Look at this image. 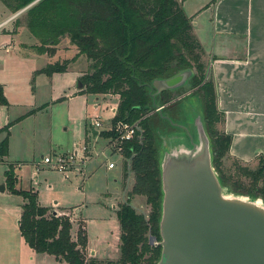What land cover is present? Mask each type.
<instances>
[{"label":"trees","instance_id":"16d2710c","mask_svg":"<svg viewBox=\"0 0 264 264\" xmlns=\"http://www.w3.org/2000/svg\"><path fill=\"white\" fill-rule=\"evenodd\" d=\"M1 1L18 13L37 0ZM26 17L30 33L40 42L37 48L40 55H54L61 40L69 38L78 50L77 58L85 57L89 61V71L80 80L84 88L78 95L118 100L112 122L114 129L102 132V138L116 137L119 123L132 125L141 121L142 138L124 145L125 178L132 173L135 183L127 202L116 213L120 225V259L105 264H158L161 260L162 147L159 126L149 124L154 113L149 114L158 112L157 105L171 97L168 91L157 95L153 83L171 78L193 63L198 72L193 84L200 86L213 164L222 185L233 195L264 200V157H259L258 165L252 168L230 155L233 138L221 129L225 114L218 110L214 80L205 82L203 47L194 35L192 20L177 0H40L26 11ZM68 66L69 62H57L36 74L52 78L67 73ZM0 104H7L2 88ZM12 125L0 131L7 133L0 144V157L8 155ZM225 161H233L236 175L225 169ZM5 178L7 189L26 200L19 230L32 251L67 264H97L95 258L86 257L88 236L83 226L74 240L69 216H58L42 207L37 193L17 190L13 166L5 172ZM242 179L250 183L246 185ZM136 196L146 198L151 207L149 216L138 214L131 205ZM152 238L159 245L152 246Z\"/></svg>","mask_w":264,"mask_h":264},{"label":"rangeland","instance_id":"374dc122","mask_svg":"<svg viewBox=\"0 0 264 264\" xmlns=\"http://www.w3.org/2000/svg\"><path fill=\"white\" fill-rule=\"evenodd\" d=\"M22 11L14 13L0 0V88L7 101V104H0V131L13 124L10 129L11 155L22 164L16 171L19 178L16 186L37 193L42 206L69 215L74 240L80 226L85 228L88 260L95 258L97 264L117 263L120 259V225L116 212L127 202L135 179L132 173L125 178V162L121 163L107 152L101 154L108 144L106 139L99 137L96 143L91 142L89 147L92 146L95 158L86 177L42 165L37 170L36 165L46 157L55 159V155L69 154L77 144L85 146L92 139L91 135L87 139V132L109 131L118 100L92 94L78 95L79 81L89 71V61L85 57L77 58L78 50L69 38L61 40L54 55H40L37 52L40 42L30 33L26 11ZM57 62H69V72L56 74L53 79L36 74ZM202 62L206 67L207 82L212 77L204 57ZM185 71L193 72L188 83L176 91L166 92L171 97L169 101L157 105L160 111L149 114L154 113L149 124L159 126L161 147L170 146L171 142L185 136L181 127L190 128V120L194 118L193 113L186 112L187 107L199 109L197 112L205 118L200 86L193 84V79L198 76L194 63L179 73ZM97 121L102 127H94ZM5 135L7 133L0 134V142ZM111 161H119L121 167L109 170ZM10 162L13 161L0 162V183L4 182ZM225 169L236 175L233 161H225ZM242 180L246 185L250 183L247 179ZM259 200L264 203L262 198ZM25 203L22 196L13 195L8 189L0 192V264H67L47 254H37L25 244L19 230ZM131 205L138 214L149 216L151 207L146 198L136 196ZM157 245L159 242H155Z\"/></svg>","mask_w":264,"mask_h":264},{"label":"water","instance_id":"95a60500","mask_svg":"<svg viewBox=\"0 0 264 264\" xmlns=\"http://www.w3.org/2000/svg\"><path fill=\"white\" fill-rule=\"evenodd\" d=\"M192 76V71L181 72L156 80L153 86L156 94L176 91ZM82 88L79 81L78 90ZM197 111L186 108L194 117L190 128L181 127L185 136L161 150L162 254L158 264H264V203L229 194L222 185L205 118ZM5 191L6 186L0 185V192ZM155 242L152 238L151 245Z\"/></svg>","mask_w":264,"mask_h":264},{"label":"crops","instance_id":"0c3cea01","mask_svg":"<svg viewBox=\"0 0 264 264\" xmlns=\"http://www.w3.org/2000/svg\"><path fill=\"white\" fill-rule=\"evenodd\" d=\"M177 1L192 20L194 35L203 47L208 72L215 83L218 110L225 114L221 129L233 138L230 155L255 168L258 158L264 157V0ZM115 110L116 107L114 114ZM96 132V136L87 132V139L90 135L92 139L86 145L101 137ZM77 146L81 145L74 150ZM2 158L13 161L10 165L15 173L22 166L11 155L10 137L8 155ZM5 184L6 178L0 185ZM50 209L55 215H66Z\"/></svg>","mask_w":264,"mask_h":264},{"label":"built area","instance_id":"2783aa9c","mask_svg":"<svg viewBox=\"0 0 264 264\" xmlns=\"http://www.w3.org/2000/svg\"><path fill=\"white\" fill-rule=\"evenodd\" d=\"M140 122L141 121H138L132 125L119 123L115 128V131L117 132L116 137L107 139L108 144L101 154L104 155L107 152L113 157L116 156L121 163H124V145L135 139L140 140L142 138L143 130L140 126ZM94 127L100 128L102 127V124L97 121L94 124ZM113 129L114 127H112L109 131H112ZM93 152L92 147H89L88 145L83 147L77 146V148L69 154L55 155V159L52 157H46L40 164L36 165L37 170H39L42 166H47L63 173L76 172L77 174L86 177L87 169L94 162L95 157L93 156ZM1 161H4L2 157H0V162ZM119 161L109 162L108 169H116L121 165Z\"/></svg>","mask_w":264,"mask_h":264}]
</instances>
